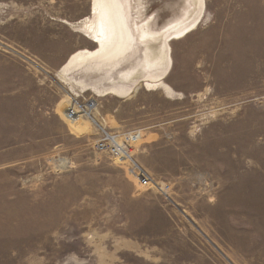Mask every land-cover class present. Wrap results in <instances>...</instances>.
I'll return each instance as SVG.
<instances>
[{"label": "rangeland", "instance_id": "1", "mask_svg": "<svg viewBox=\"0 0 264 264\" xmlns=\"http://www.w3.org/2000/svg\"><path fill=\"white\" fill-rule=\"evenodd\" d=\"M141 2L138 37L199 14L197 0ZM202 2L192 32L139 45L106 81L58 73L95 49L75 27L91 0H0V264H264V0ZM74 80L137 87L77 96L110 131H140L133 155L167 195L94 151Z\"/></svg>", "mask_w": 264, "mask_h": 264}, {"label": "bare ground", "instance_id": "2", "mask_svg": "<svg viewBox=\"0 0 264 264\" xmlns=\"http://www.w3.org/2000/svg\"><path fill=\"white\" fill-rule=\"evenodd\" d=\"M141 1L142 0H136V20L140 19L142 15ZM130 2L131 5L134 4H132V0H91V16L80 21L75 27L78 32H80L91 44H94L95 49L92 51L82 49L71 54L61 66L58 73L68 76V74L75 73L77 71H83L85 73L103 72L100 76L105 77V80L108 81L114 73H121L122 67L124 68L127 65H133L132 63L136 58L137 48L139 45L141 46L142 44L143 46L144 44V47H147L149 43L154 42L155 39H160L161 37L167 38V41L180 40L196 28L202 17L203 2L202 0H197L199 14L190 22H186L184 24L176 23L167 27L162 32L154 34L155 32H148L147 29L150 26V23L146 20L141 22V34L138 37L134 30L135 21L132 13L134 9L131 8L132 6L130 5ZM70 26L74 25L71 24ZM163 40L164 39H162V41ZM169 50L170 49L167 46V54L165 58L167 62L166 71L162 74L147 73L141 77V81L139 80L146 90L150 91L154 88L157 89L162 86L161 81L171 68V59L168 56ZM157 62H164V60L159 57ZM150 64L153 66L155 65V62L151 61ZM73 83L76 88H80L81 90L67 96L70 104L84 119L93 125H100L101 127H103V123H100L98 118H95V116L88 117L91 119L90 121L82 115L78 108L80 101L75 99V97H78V93L80 91L83 93L85 91H91L99 97H103L107 94L116 95L118 97H126L132 90L135 91V89H137L135 85L125 86L119 84H112L103 88L101 87L102 84L100 86L98 81L93 84H86L81 80H74ZM130 153L133 154L132 152ZM63 164L65 163L62 162L60 165Z\"/></svg>", "mask_w": 264, "mask_h": 264}, {"label": "built area", "instance_id": "3", "mask_svg": "<svg viewBox=\"0 0 264 264\" xmlns=\"http://www.w3.org/2000/svg\"><path fill=\"white\" fill-rule=\"evenodd\" d=\"M78 108L86 118L95 116L98 113V100L93 97L78 99ZM99 114V113H98ZM98 116V115H97ZM89 119V118H88ZM103 123V127L96 126L98 138L95 140L93 149L98 154L107 156L112 161L122 162L127 166L130 175L144 184L154 188L159 194L167 195L168 186L156 181L137 162L133 155V145L140 139V131H130L124 133L112 132L104 126V118L98 116ZM91 121V119H89ZM132 152L133 154H131Z\"/></svg>", "mask_w": 264, "mask_h": 264}, {"label": "crops", "instance_id": "4", "mask_svg": "<svg viewBox=\"0 0 264 264\" xmlns=\"http://www.w3.org/2000/svg\"><path fill=\"white\" fill-rule=\"evenodd\" d=\"M140 81H141V79H140Z\"/></svg>", "mask_w": 264, "mask_h": 264}]
</instances>
